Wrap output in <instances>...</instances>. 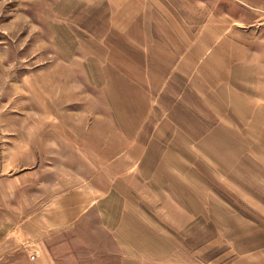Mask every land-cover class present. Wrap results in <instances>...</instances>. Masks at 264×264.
Wrapping results in <instances>:
<instances>
[{"label": "rangeland", "instance_id": "obj_1", "mask_svg": "<svg viewBox=\"0 0 264 264\" xmlns=\"http://www.w3.org/2000/svg\"><path fill=\"white\" fill-rule=\"evenodd\" d=\"M239 11L234 0H0V176L68 123L145 148L113 164L85 153L119 198L68 243L82 264H264L263 98L219 84L196 99L187 86L192 47L199 66L222 69L224 36L234 48L260 30ZM24 253L0 264H30Z\"/></svg>", "mask_w": 264, "mask_h": 264}, {"label": "crops", "instance_id": "obj_2", "mask_svg": "<svg viewBox=\"0 0 264 264\" xmlns=\"http://www.w3.org/2000/svg\"><path fill=\"white\" fill-rule=\"evenodd\" d=\"M234 1L239 4V23L258 21L260 30L253 40L240 37L241 43L245 38V45L234 48L229 47L230 35L224 36V49L216 50L222 56V69L207 63L199 66L192 47L187 86L196 99L199 87L215 89L222 84L223 88H240V94L247 98H263L264 103V0ZM102 116L108 119L107 114ZM69 127L70 123L67 129H50L47 138L39 139L41 142L24 146L31 152V161L21 160L14 173L0 176V258L19 248L26 258L33 250L38 251L35 258L28 259L30 264H82L68 243H74L82 232L84 216L102 201L119 198L118 182L104 178L108 174L96 156L85 153H112L105 162L113 164L115 156L123 151L134 152L139 147L145 150L135 136L129 149H119L122 133L117 128L110 127L109 139L98 143L95 135L76 125L73 130ZM61 245L63 250L58 251Z\"/></svg>", "mask_w": 264, "mask_h": 264}, {"label": "built area", "instance_id": "obj_3", "mask_svg": "<svg viewBox=\"0 0 264 264\" xmlns=\"http://www.w3.org/2000/svg\"><path fill=\"white\" fill-rule=\"evenodd\" d=\"M38 255V251L33 250L29 255L28 258L31 260L33 258H35Z\"/></svg>", "mask_w": 264, "mask_h": 264}]
</instances>
